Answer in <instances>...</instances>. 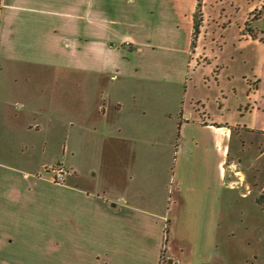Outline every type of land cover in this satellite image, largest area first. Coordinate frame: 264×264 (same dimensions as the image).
Masks as SVG:
<instances>
[{
	"label": "crops",
	"instance_id": "crops-1",
	"mask_svg": "<svg viewBox=\"0 0 264 264\" xmlns=\"http://www.w3.org/2000/svg\"><path fill=\"white\" fill-rule=\"evenodd\" d=\"M138 1L152 2L137 11ZM197 4L0 0V150L24 158L0 159V264H83L77 247L89 245L96 249L85 264H252L222 248L220 211L232 129L264 127L227 122L200 100L184 115L173 96L154 112L151 98L154 85L163 95L186 86L194 60L218 87L226 64L211 65L206 38L216 19L225 32L241 12V61L258 73L239 113L259 115L264 0L201 1L192 49ZM163 54L180 56L177 73ZM42 131L49 146L65 135L63 163L73 174L62 185L50 180L51 160L34 153Z\"/></svg>",
	"mask_w": 264,
	"mask_h": 264
},
{
	"label": "rangeland",
	"instance_id": "rangeland-1",
	"mask_svg": "<svg viewBox=\"0 0 264 264\" xmlns=\"http://www.w3.org/2000/svg\"><path fill=\"white\" fill-rule=\"evenodd\" d=\"M207 1L213 4L214 1L230 0ZM151 2L138 1L137 11L142 10L145 5H150ZM157 2L162 3L164 1ZM227 10L230 11L229 8ZM232 17L230 18L231 20ZM240 17L241 12L234 16L235 19L232 21L233 25L231 27H225V32H221L223 19H216L215 23L219 29H216L215 36L206 38L207 44H205V47L206 51L209 52L211 65L214 63L220 65L222 63L226 64L219 71V86L217 87L216 84L209 82L211 77L209 68H207L208 65L196 67L194 60L188 65L189 80H187L186 86L182 85L178 87L175 93L174 91L173 93L170 91L169 94L166 92V95H163L165 92L162 93L161 91H164L162 88L165 86H162L159 90L156 89V85L153 86L151 105L154 112L163 110L167 105L172 106L173 98L171 99V97L173 96L174 100L176 99L174 101L177 106L176 108L183 110L184 115L192 112L193 107L196 106V102L200 100L210 112L215 113L218 117H223L222 119L227 122L246 124L248 127L252 126L258 129L264 127V100L263 111L259 115L252 114L242 118L239 113L240 106L244 109L247 103L253 101L252 99L251 101L248 100L253 93L251 81L258 73L248 62L244 63L241 61L243 52L238 49V34L236 32V26L234 25L241 22ZM235 20H238V23H235ZM247 29L250 31L251 27L248 26ZM219 49L223 50L222 54ZM171 59L173 63L171 68L174 67L176 71L174 70L173 72L177 73L180 56L166 54L161 56L164 64L169 63ZM65 86V84H59L57 86L58 95L61 94V91L64 93ZM219 98L220 101H218ZM221 102L223 106L218 111V106ZM242 113H244V110H242ZM258 131H249L239 126L232 129L229 142V154L226 160L227 190L222 197L219 231V243L221 246L223 245L222 248L225 247L226 250L228 249L230 251L228 257L230 256V259L233 258L235 260L237 257L235 252L238 254H248L250 257L247 256L246 259L248 262H252V264H264V208L258 206L255 202L261 193L264 181V135ZM40 133L42 145L38 151L37 149L34 151L36 157L44 161L51 160L50 167L58 163L64 165V150L61 147L63 146L62 143H64L65 135H58L56 143L49 146V137L51 135L44 131ZM43 143H47L45 147H43ZM18 152L19 150H0V159L13 161L12 159L17 157L23 160L24 158L21 157V153ZM25 153L26 151L23 152V154ZM108 168L111 169V167ZM40 173L43 176L48 175L44 169ZM226 231L227 238H230L228 241L229 244L226 243ZM77 249L81 253L79 254L80 258L78 260L83 259V264H85L84 260L90 258L89 254L93 249H96V246H80ZM26 251H28L27 247ZM36 254H32L31 256ZM251 257H255V259L251 260ZM40 264H48V261L41 257ZM79 264L82 263L80 262ZM163 264H165V260Z\"/></svg>",
	"mask_w": 264,
	"mask_h": 264
},
{
	"label": "trees",
	"instance_id": "trees-1",
	"mask_svg": "<svg viewBox=\"0 0 264 264\" xmlns=\"http://www.w3.org/2000/svg\"><path fill=\"white\" fill-rule=\"evenodd\" d=\"M197 1H198L197 9H196V11H195V13L193 15V34H192V43H191V48L192 49L195 47V42H196L197 36L199 34V28H200V25H201V22H202L201 12L199 10V7H200L201 1H203V0H197ZM246 27H247V25H246ZM246 130L253 131V130H250V129H246ZM258 132L264 135V130H259ZM255 202H256V204L258 206L264 208V181H263L261 193L256 198ZM167 234H168V231L166 229L165 230L164 243H166V241H167Z\"/></svg>",
	"mask_w": 264,
	"mask_h": 264
},
{
	"label": "built area",
	"instance_id": "built-area-1",
	"mask_svg": "<svg viewBox=\"0 0 264 264\" xmlns=\"http://www.w3.org/2000/svg\"><path fill=\"white\" fill-rule=\"evenodd\" d=\"M49 172L51 174V182L58 185L64 184L66 179L73 174L72 171L64 167V165L61 163L50 167Z\"/></svg>",
	"mask_w": 264,
	"mask_h": 264
}]
</instances>
